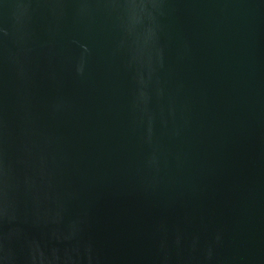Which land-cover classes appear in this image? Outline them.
<instances>
[{"label":"water","instance_id":"water-1","mask_svg":"<svg viewBox=\"0 0 264 264\" xmlns=\"http://www.w3.org/2000/svg\"><path fill=\"white\" fill-rule=\"evenodd\" d=\"M0 264H264V0H0Z\"/></svg>","mask_w":264,"mask_h":264}]
</instances>
